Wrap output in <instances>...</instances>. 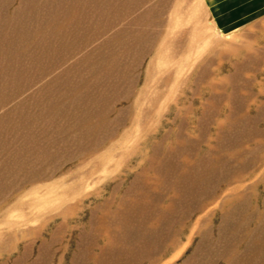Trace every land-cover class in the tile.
<instances>
[{
	"label": "rangeland",
	"instance_id": "374dc122",
	"mask_svg": "<svg viewBox=\"0 0 264 264\" xmlns=\"http://www.w3.org/2000/svg\"><path fill=\"white\" fill-rule=\"evenodd\" d=\"M0 109V264H264V0H0Z\"/></svg>",
	"mask_w": 264,
	"mask_h": 264
},
{
	"label": "bare ground",
	"instance_id": "6f19581e",
	"mask_svg": "<svg viewBox=\"0 0 264 264\" xmlns=\"http://www.w3.org/2000/svg\"><path fill=\"white\" fill-rule=\"evenodd\" d=\"M136 2V1H135ZM140 2V1H139ZM134 4V3H133ZM136 4V3H135ZM138 4V3H137ZM140 6V5H139ZM138 6V7H139ZM132 7H133V5H132ZM134 7H136V6H134ZM116 8H117V6H116ZM125 8V7H124ZM124 8H122V9H124ZM112 9H114V8H112ZM111 9V10H112ZM121 9V10H122ZM129 9H131V8H129ZM110 10V11H111ZM117 10V9H116ZM132 10H134V8L132 9ZM138 10V9H137ZM120 11V10H119ZM136 11V10H135ZM112 12H113V10H112ZM121 12V11H120ZM130 12V11H129ZM128 12V10H127V12L126 13H129ZM133 12V11H132ZM114 13H115V11H114ZM135 13V12H134ZM133 13V14H134ZM109 14V13H108ZM110 14H111V12H110ZM120 15L121 14H124L123 13V11H122V13H119ZM119 14L117 15L116 14V16H119ZM149 15V14H148ZM151 15V14H150ZM152 15H154V14H152ZM152 15H151V18H152ZM126 16V15H125ZM127 16H129V15H127ZM130 17V16H129ZM145 17H147V16H145ZM149 17V16H148ZM127 19H129V18H127ZM145 19V18H144ZM144 19H142V21L144 20ZM93 20V19H92ZM114 20V19H113ZM116 20V19H115ZM114 20V21H115ZM118 20V19H117ZM148 20H150V19H148ZM102 21H103V19H102ZM113 21V22H114ZM134 21V20H133ZM87 22V21H86ZM100 22V21H99ZM109 22V21H108ZM110 22H112V21H110ZM116 22L117 21H115V24H116ZM119 22V21H118ZM129 22V21H128ZM146 22V21H145ZM107 23V22H106ZM147 23V22H146ZM92 24V23H91ZM90 24V25H91ZM100 24V23H99ZM112 24V23H111ZM133 24V23H132ZM134 24H135V22H134ZM113 25V24H112ZM111 25V26H112ZM145 25V24H144ZM105 26V25H104ZM110 26V25H109ZM98 27V26H97ZM149 27V26H148ZM147 27V28H148ZM99 28H101V27H99ZM99 28H97V30L99 29ZM108 29L109 28H111V27H107ZM100 30V29H99ZM116 30V29H115ZM89 31V30H88ZM119 31V30H118ZM90 32V31H89ZM95 32V31H94ZM121 32H122V30H121ZM102 33H104V32H102ZM101 33V34H102ZM145 33V32H144ZM96 34V33H95ZM122 34H124V33H122ZM121 34V35H122ZM121 35H120V37H121ZM138 34L136 33L135 34V36H137ZM134 36V35H133ZM133 36H132V38H133ZM134 36V37H135ZM143 36V35H142ZM145 36H147L146 34H145ZM119 37V38H120ZM88 38H89V36H88ZM131 37H129L128 39H130ZM138 38V37H137ZM142 39V38H141ZM92 40V39H91ZM114 40H115V38H114ZM130 41H133V40H130ZM125 42V41H124ZM141 42V41H140ZM119 43V42H118ZM126 43V42H125ZM124 43V44H125ZM137 43H139L138 42V40H137ZM133 44V43H132ZM7 91V90H6ZM5 91V92H6ZM4 92V93H5ZM13 92H17V91H13ZM18 94V93H17ZM8 101V99L6 98V100H4V101H2V103H1V106H2V104H3V106H5L4 105V103L5 102H7ZM3 108V107H2ZM1 108V109H2ZM0 109V110H1ZM107 116V115H106ZM101 117H102V115H101ZM5 118L3 117V120H4ZM6 120H4L3 122H5ZM122 123V122H121ZM3 124V123H2ZM119 124H120V122H119ZM105 125V124H104ZM2 126V125H1ZM98 127V126H97ZM104 128V127H103ZM99 134V133H98ZM82 139V138H81ZM224 148V147H223ZM157 152V151H156ZM207 160V159H206ZM212 163V162H211ZM192 172V171H191ZM193 173V172H192ZM36 174V173H35ZM8 184H9V182H8ZM15 190H16V188H15ZM144 194V193H143ZM140 195V194H139ZM139 195H138V197H139ZM140 199V198H139ZM136 202V201H135ZM126 204V203H125ZM136 204V203H135ZM128 205V204H127ZM140 205H141V202H140ZM174 205V204H173ZM244 205V204H243ZM142 206V205H141ZM145 206V205H144ZM144 206H142L143 208H144ZM129 208H131V206L129 205ZM141 208V207H140ZM126 209H128L127 208V206H126ZM125 209V210H126ZM245 209V207H243V208H240L239 210H244ZM137 210V209H136ZM144 210V209H143ZM131 211V210H130ZM122 212H124V211H122ZM126 213H129V210H128V212H127V210H126ZM135 213V212H134ZM123 214H125V213H123ZM122 214V215H123ZM126 216L128 215V214H125ZM124 215V216H125ZM33 217H38L37 215H32ZM131 216V215H130ZM111 217H113V216H111ZM133 217H135V216H133ZM109 218V217H108ZM124 218V217H123ZM115 219V218H114ZM129 219V218H128ZM131 220L133 219V218H130ZM130 219H129V222H130ZM109 220V219H108ZM122 220V219H121ZM125 220H127V218L125 219ZM95 222V221H94ZM99 222H100V219H99ZM104 222V224H105V222H108L109 224H110V221H103ZM115 222V221H114ZM128 222V221H127ZM104 224H102V225H104ZM108 224V225H109ZM113 224V223H112ZM16 225V224H15ZM99 225H100V223H99ZM106 225V224H105ZM115 225V224H114ZM14 226V225H13ZM93 226V225H92ZM91 226V227H92ZM17 227V226H16ZM96 227V226H95ZM100 227V226H99ZM103 227V229L105 228V227H107V226H102ZM109 228V227H108ZM23 229V228H22ZM22 229H20L21 230V232L23 231ZM92 229V228H91ZM98 229V228H97ZM111 229H112V226H111ZM18 230V229H17ZM114 230V229H113ZM28 231V230H27ZM91 231V230H90ZM104 231V230H103ZM107 232H108V229L106 230ZM110 231V230H109ZM115 231V233H117L116 232V229L114 230ZM100 232H102V230L100 229ZM99 232V229H98V233H100ZM110 232H112V230L110 231ZM163 232V231H162ZM206 232V231H205ZM264 232V231H263ZM95 233H97V232H95ZM104 233H105V231H104ZM115 233H114V235H115ZM11 234V233H10ZM22 234V233H21ZM36 234H38V232L36 231ZM106 234V233H105ZM209 234V233H208ZM12 235V234H11ZM18 235V234H17ZM28 235V234H27ZM100 235V234H99ZM99 235H97V237L99 236ZM168 235V234H167ZM207 235V234H206ZM260 235V234H259ZM261 235H262V232H261ZM261 235H260V237H261ZM105 236V235H104ZM103 236V237H104ZM113 236V235H112ZM111 236V237H112ZM119 236V235H118ZM118 236H117V238H118ZM166 236V235H165ZM6 237V236H5ZM22 237V236H21ZM109 237V236H108ZM110 237V238H111ZM115 237V236H114ZM120 237V236H119ZM168 236H166V238H167ZM7 238H9V236H7ZM14 238V237H13ZM90 238H91V236H90ZM94 238V237H93ZM92 238V239H93ZM224 238V237H223ZM100 239H101V237H100ZM82 240V239H81ZM90 240V239H89ZM97 240H99V238H97ZM111 240V239H110ZM115 240V239H114ZM118 240V239H117ZM117 240H115L116 242H117ZM93 241V240H92ZM119 241V240H118ZM121 241V240H120ZM203 241V240H202ZM205 242V241H204ZM119 243V242H118ZM201 244L199 245V248L197 249V251L191 256V261L192 260H195V259H197V257L198 256H201V254H203V252L202 253H199V251L201 252V249H203V251H204V254H203V256H205V258H206V263H204V264H213V262L212 261H215L216 260V258L217 257H219L218 256V250H217V248L215 247V248H210V244H209V242H208V245H207V243L205 242V244L204 243H202V242H200ZM145 244V243H144ZM143 244V245H144ZM259 244V243H258ZM94 245H97V244H94ZM107 245H109V244H107ZM163 245V244H162ZM32 246V245H31ZM51 246H52V239L49 241V243L48 244H44L41 248H40V250H39V255H38V259L37 260H35L34 262H32V263H29V264H46L45 262H46V256H48L49 255V250H50V248H51ZM78 246V245H77ZM147 246V245H146ZM79 247V246H78ZM91 247V246H90ZM94 247H96V246H94ZM134 247L136 248V246L134 245ZM144 247V246H143ZM156 247V246H155ZM97 248V247H96ZM107 248H109V247H105V248H102V252H101V254H100V256H98V257H91L90 255V257H86L87 259H88V261H90V262H92L93 264H127L126 262L127 261H122V259L121 258H116V260L113 262H111L108 258V256H109V250H107ZM131 248V247H130ZM134 248V249H135ZM158 248L159 247H157L156 249H152L151 251L149 250V249H143L144 250V253H143V255H144V257L145 256H151V257H153V255H156L157 254V250H158ZM91 249H92V247H91ZM128 249V248H127ZM111 250V249H110ZM116 250V249H115ZM125 250V249H124ZM246 250H248V248L246 249ZM113 251V250H112ZM137 251H138V248H137ZM136 251V252H137ZM32 250L31 249H28L27 247H26V249H25V252H24V254H23V256L22 257H20V259L18 260V264H28V262H29V260H30V258L32 257ZM51 252V251H50ZM90 252V251H89ZM114 252V251H113ZM139 252V251H138ZM243 252H245V251H243ZM243 252H242V254H243ZM125 253L126 252H124V256H125ZM241 253V252H240ZM246 253V252H245ZM88 254V253H87ZM93 254V253H92ZM231 254V253H230ZM136 255H137V253H136ZM221 255V254H220ZM96 256V255H95ZM114 256V253L112 254V256H111V254H110V257L112 258ZM128 256V255H127ZM126 256V257H127ZM203 256H201L202 258H203ZM237 256V255H236ZM238 256H241V254H239ZM136 257V256H135ZM142 257V256H141ZM150 257V258H151ZM137 258V257H136ZM245 258H246V256H245ZM125 260H129V261H131V263H128V264H138V263H136L133 259H132V257H128L127 259L126 258H124ZM198 259H199V257H198ZM204 259V258H203ZM239 258H237V260H238ZM17 261V260H16ZM85 261V260H84ZM87 261V260H86ZM138 261V260H137ZM86 263V262H85ZM234 264V263H233Z\"/></svg>",
	"mask_w": 264,
	"mask_h": 264
},
{
	"label": "crops",
	"instance_id": "0c3cea01",
	"mask_svg": "<svg viewBox=\"0 0 264 264\" xmlns=\"http://www.w3.org/2000/svg\"><path fill=\"white\" fill-rule=\"evenodd\" d=\"M243 69H245V67L243 66Z\"/></svg>",
	"mask_w": 264,
	"mask_h": 264
}]
</instances>
